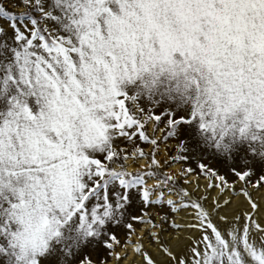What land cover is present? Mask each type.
<instances>
[{"label": "snow or ice", "instance_id": "6c2138e0", "mask_svg": "<svg viewBox=\"0 0 264 264\" xmlns=\"http://www.w3.org/2000/svg\"><path fill=\"white\" fill-rule=\"evenodd\" d=\"M0 264H264V0H0Z\"/></svg>", "mask_w": 264, "mask_h": 264}, {"label": "bare ground", "instance_id": "6f19581e", "mask_svg": "<svg viewBox=\"0 0 264 264\" xmlns=\"http://www.w3.org/2000/svg\"><path fill=\"white\" fill-rule=\"evenodd\" d=\"M173 167H179V165H174Z\"/></svg>", "mask_w": 264, "mask_h": 264}, {"label": "rangeland", "instance_id": "374dc122", "mask_svg": "<svg viewBox=\"0 0 264 264\" xmlns=\"http://www.w3.org/2000/svg\"><path fill=\"white\" fill-rule=\"evenodd\" d=\"M192 166L195 167V164H193Z\"/></svg>", "mask_w": 264, "mask_h": 264}]
</instances>
